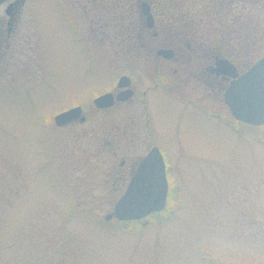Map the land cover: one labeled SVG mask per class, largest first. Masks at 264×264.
<instances>
[{"label": "rangeland", "instance_id": "rangeland-1", "mask_svg": "<svg viewBox=\"0 0 264 264\" xmlns=\"http://www.w3.org/2000/svg\"><path fill=\"white\" fill-rule=\"evenodd\" d=\"M8 1L0 4V264H264V126L235 120L225 87L211 94L192 61H173L175 97L150 93L144 108L152 141L168 146V213L125 228L106 221L126 188L114 171L146 152V129L137 100L105 111L93 99L123 73L143 80L139 92L151 83L134 65L141 44L131 27L115 26V0H25L10 34ZM133 2L122 25L136 21ZM155 3L173 23L203 19L183 35L221 49L237 14L252 18L237 24L239 37L264 53L263 4ZM193 97L208 111L184 107ZM73 104L86 107L87 122L56 125Z\"/></svg>", "mask_w": 264, "mask_h": 264}, {"label": "flooded vegetation", "instance_id": "flooded-vegetation-1", "mask_svg": "<svg viewBox=\"0 0 264 264\" xmlns=\"http://www.w3.org/2000/svg\"><path fill=\"white\" fill-rule=\"evenodd\" d=\"M128 1L129 0H115L114 3L112 4V7H110L112 9H109V11H113L115 9L114 12L117 13V16L115 15L116 16L115 23L118 22V25H115V26L118 28H122V30L126 28L127 26L131 27L130 30L128 29L129 34H130L128 37H130L131 39H134V41L136 40L137 43L141 44L140 48H142V51L136 53L138 58H140L141 60L139 61V63H136L134 65L137 66V68H139L142 72H145L148 75L146 79L148 82H151V83H149L148 85H145L142 91L139 92L138 83H141L143 80L141 78L136 79V77L132 75L123 73L119 76L118 80L120 79V77L127 75L130 78V85L127 87H119L117 85L118 83V80H117L116 84L111 89L103 93L112 92L114 96L116 97L119 92L127 90V89H132L133 95L130 98L123 100V101L115 100L114 104L109 107L97 108V109L107 111L115 107H121V106L123 107L125 105L131 104L134 100H137V102H139L140 112L142 114V118H144L142 119L145 125L144 129H146L145 130L146 132L143 135L144 136L143 142L146 144L147 150L144 154L141 155V158L136 163L129 164L126 159H122L120 161V168L114 171L115 172L114 178L117 181L125 183L126 188H127L130 180L132 179L133 175L136 173L141 160L149 153V151L153 147H158L165 161V173H166L167 184H168V196H167L166 208L161 212H156V213L151 214L149 217L145 219L128 222V221H120L116 219L115 217H113L112 219L108 220V221H116V223L122 226L123 228L129 226L131 223H138L141 225L148 224L154 219H159V220L163 219L168 213L167 211L168 197H169V194H170L169 191H170V188L172 187V182H173L172 173H171L172 167L167 162L168 146H164L162 144H158L152 141L153 128H152L151 122L147 121L148 120L147 117H149V115H147L146 117L145 111H146V114H148L147 113V102H148L147 99L150 93H154V92L159 93L160 96H163L166 99H169V98L173 99L175 97L173 73L177 72L178 70L173 69L172 62L173 61H184V60L192 61L191 63L195 65L194 75L198 74V77H200V79H203V81H205L206 84L209 85V87L212 89V90H209L211 94L217 91L220 92V90L222 89V86L226 88L230 83V81L223 78L221 74H218L214 71H210V68L215 67L217 57H221V56L225 57L223 54H221L220 49H219L220 47L215 46V45L213 47L205 45L204 42L198 41L195 37H188V36L183 35L185 33L181 31L187 28L195 29L199 27L203 19H201L200 21H197L196 18L187 16L186 14L185 18L189 17L192 19L191 20L187 19L185 22L182 21V23H180L179 19L176 20L175 18V21H174L175 24H174L172 20L173 15L170 16V19H169L168 16H166V14L165 15L160 14V12L157 10V5L155 3V0H134L132 7L130 6V9L132 11H136L135 13L132 12L133 15H135L136 21H132L131 24L128 23L127 25H124V24L122 25V22L120 23L121 21L120 19L125 17L124 15L125 7ZM225 1L226 0L224 1L214 0L215 5H218V6L221 5V3L224 4ZM24 2L25 0H9L8 1L7 7L5 9V13L8 16V20L6 22V25H7L6 30L8 34L13 32V30L15 29L16 19L20 15V11H21V8ZM59 3L63 4V0H59ZM144 3H146L149 6V13L153 16L152 22L148 20L149 13L147 14L143 11ZM10 5L11 7H9ZM169 21L173 23V26ZM171 27L180 29V31L179 32L176 31L174 34L173 30H177V29H172ZM170 29L172 30L171 34L169 33ZM123 34H124V31H123ZM116 37H121V36L118 35ZM3 44H4V27H3L2 22L0 21V60L2 56ZM161 49L172 50L173 51L172 56L166 57L164 54L159 53V50ZM142 60L147 61L149 64H152V65L154 64L157 66L148 68L146 65V62L143 63ZM237 67L241 69L238 65ZM183 103L185 104L184 107H189L187 105H191L193 106L192 108H195L198 111H201V110L208 111L207 108H204L200 104V99H197L195 97L191 99H187L183 101ZM74 106H79V104L70 105L69 107H67L64 110H61L60 112L70 109ZM82 108H83V114H85L87 117L85 122H87L88 116L85 113L86 107L82 105ZM144 108H145V111H144ZM212 114L214 116L217 115L215 111H212ZM76 122H80V118L73 120L70 123H76ZM85 122H81V123H85Z\"/></svg>", "mask_w": 264, "mask_h": 264}, {"label": "water", "instance_id": "water-1", "mask_svg": "<svg viewBox=\"0 0 264 264\" xmlns=\"http://www.w3.org/2000/svg\"><path fill=\"white\" fill-rule=\"evenodd\" d=\"M4 1L0 0V4ZM143 11L149 13V6L146 3L143 4ZM152 19L153 16L149 13L148 20L152 22ZM159 53L171 57L173 51L161 49ZM210 71L221 74L223 78L230 81L224 91V101L233 117L252 125H264V56L243 72L228 58L217 57L216 65L210 68ZM117 85L129 86V76H122ZM132 95V89L121 91L116 97L112 92H106L96 97L94 104L98 108H106L113 105L115 100L123 101ZM78 118L81 122L86 120L81 106L56 114L54 120L58 126H63ZM167 195L165 161L159 148L153 147L141 160L125 192L115 203L113 211L105 218L110 220L116 217L121 221L143 219L154 212L163 210Z\"/></svg>", "mask_w": 264, "mask_h": 264}, {"label": "trees", "instance_id": "trees-1", "mask_svg": "<svg viewBox=\"0 0 264 264\" xmlns=\"http://www.w3.org/2000/svg\"><path fill=\"white\" fill-rule=\"evenodd\" d=\"M235 1L236 0H226L224 2V4L221 3V5H219L220 6L219 8L221 9L223 6L226 7V5H228L227 7H230L229 5L232 4V2H235ZM240 1L245 2V3L250 2V3H253V4H256V2H257L259 4H263L264 5V0H239V2ZM237 4H238V0H237ZM240 8L241 7H239V9ZM242 8H243L242 11L247 10L244 7H242ZM249 21H252V18H246L243 15H241V16L239 15L238 16V14H237V16L235 17V20L233 19V22L235 23L237 29L234 28L232 30V32H230V31L227 32L228 33L227 36L229 37L227 39L228 42H223L222 43L223 46H224L222 49H221L220 46H218V47H220L219 49H220L221 54H223L225 57L229 58L236 65H238L241 69H247L255 61H257L261 56L264 55V53H263L262 55L258 56L257 52H258V50L261 49V47L259 48L258 46L255 45L257 43L256 40H252V42L251 41H245L244 42L243 39L239 37V36H241V35H239V31H242V30H239V27L237 26V24H240V26H242L244 24L249 25L250 23H247ZM228 26H229V28L231 27V25H227L226 28H228ZM256 26L258 28H262L261 31H257L256 34H260L261 33V35L264 36V27H263V25H261V27H260V25H256ZM246 33H247V31H246ZM230 35H236L235 36L236 40L232 41V39H234V38H232V36H230Z\"/></svg>", "mask_w": 264, "mask_h": 264}]
</instances>
